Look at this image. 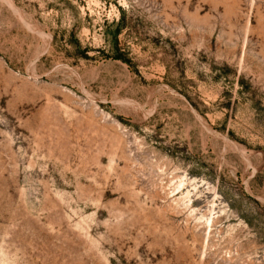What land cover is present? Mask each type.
Masks as SVG:
<instances>
[{"label":"rangeland","instance_id":"374dc122","mask_svg":"<svg viewBox=\"0 0 264 264\" xmlns=\"http://www.w3.org/2000/svg\"><path fill=\"white\" fill-rule=\"evenodd\" d=\"M0 264H264V0H0Z\"/></svg>","mask_w":264,"mask_h":264}]
</instances>
